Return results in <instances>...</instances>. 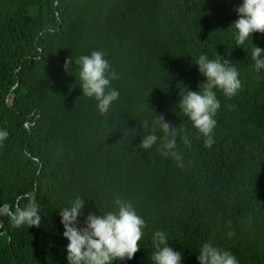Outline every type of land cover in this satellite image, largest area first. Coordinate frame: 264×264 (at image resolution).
Instances as JSON below:
<instances>
[{
    "label": "trees",
    "instance_id": "obj_1",
    "mask_svg": "<svg viewBox=\"0 0 264 264\" xmlns=\"http://www.w3.org/2000/svg\"><path fill=\"white\" fill-rule=\"evenodd\" d=\"M241 2L0 0V128L9 132L0 144V205L15 211L32 193L42 216L30 228L0 217V264H68L59 209L76 196L86 199L81 221L112 210L117 196L144 217L142 247L123 264H152L158 229L184 264H199L197 249L208 241L240 264H264V71L250 59L251 37L236 46L230 25ZM253 42L264 48V34ZM93 50L119 73L112 84L120 98L107 115L82 95L74 64ZM217 52L243 87L232 98L217 90L215 143L206 148L179 102L205 79L193 58ZM151 108L188 132L191 146L177 145L183 167L156 145L135 147Z\"/></svg>",
    "mask_w": 264,
    "mask_h": 264
},
{
    "label": "clouds",
    "instance_id": "obj_2",
    "mask_svg": "<svg viewBox=\"0 0 264 264\" xmlns=\"http://www.w3.org/2000/svg\"><path fill=\"white\" fill-rule=\"evenodd\" d=\"M235 10L238 19L230 26L234 29L236 46L244 45L251 37L254 46L250 59L254 62L256 72L264 71V48L253 42L254 33L264 34V0H242ZM193 63L198 66L199 73L205 79L199 84V90L187 87L186 92H181L179 111L187 116L192 127L204 137V146L211 148L215 143V117L221 108L217 90L225 97L232 98L243 87V81L232 60L224 58L218 52L215 58L201 54L193 58ZM72 64L71 57L65 61V70L71 73ZM74 64L78 66L82 95L94 99L99 113L107 115L114 102L120 98L119 89L112 84V81L119 79V73L112 68L106 53L99 50L80 55L74 60ZM151 110L154 114L151 120L144 119L139 123L143 128V135L135 147L149 150L156 145L162 156L171 157L178 166L183 167V154L178 151L177 145L178 141H182L191 146L188 132L182 124L173 126L163 114L157 115L152 108ZM137 134L136 129L135 136ZM8 136L9 132L0 128V144H3ZM25 197L28 203L17 207L15 211H12L7 203L0 205V217L9 216L13 226L17 228L25 225L29 228L39 227L42 223L40 205L34 194L27 193ZM85 206L86 199L76 196L67 206L59 209L64 227L63 236L68 240V264H114L116 261L123 264L126 260L133 259L142 247L140 242L147 228V222L135 204L130 199L117 196L113 201L112 210L102 211L99 207L102 215L89 212L81 221ZM170 240L172 239L164 230L158 229L152 233V264H184L182 252L175 249L169 243ZM197 250L199 264H240L234 253L211 241L204 242Z\"/></svg>",
    "mask_w": 264,
    "mask_h": 264
}]
</instances>
